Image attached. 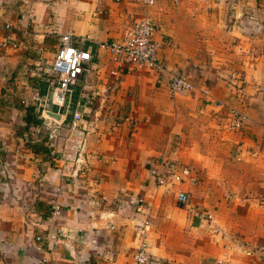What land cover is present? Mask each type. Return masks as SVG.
<instances>
[{"label": "crops", "instance_id": "1", "mask_svg": "<svg viewBox=\"0 0 264 264\" xmlns=\"http://www.w3.org/2000/svg\"><path fill=\"white\" fill-rule=\"evenodd\" d=\"M231 3L0 0V264H135L143 238L152 264H264V0ZM145 15L165 72L124 69L115 80L99 43ZM67 32L93 59L87 87L73 86L57 113L42 69ZM174 73L196 89L172 95ZM220 100L247 114L239 131ZM75 110L90 130L86 160L65 166ZM162 155L197 168L198 184L158 186L150 164ZM178 186L191 205L177 203Z\"/></svg>", "mask_w": 264, "mask_h": 264}, {"label": "built area", "instance_id": "2", "mask_svg": "<svg viewBox=\"0 0 264 264\" xmlns=\"http://www.w3.org/2000/svg\"><path fill=\"white\" fill-rule=\"evenodd\" d=\"M147 6H153L158 0H139ZM239 2L247 4V0H232V6ZM247 13L251 11L250 7ZM251 17H254L252 14ZM4 29H11L9 22H4ZM156 26L151 16L145 15L137 19L124 32L121 38L115 40H106L99 43L109 55V61L117 67L112 71L115 80L119 73L122 74L124 69L128 71H137L150 69L158 72H165L166 64L159 54L160 45L154 39ZM60 45L57 48L54 60L51 64L44 67L42 71L46 76L51 77L53 82L51 90V102L57 107V113L67 111L72 87L79 84L86 88L85 74L90 69V62L93 59V53L84 45L82 41L85 38L76 35L74 32H67L61 36ZM235 76V74H233ZM167 85L169 92L175 94H189L196 89L195 83L190 77L182 73H174L168 77ZM217 104L228 113V128L231 131H239L245 126L248 120L247 114L238 108H235L224 101H217ZM68 134L65 139L63 149H61L60 159L66 165L83 164L86 160V149L89 142V127L84 121L81 111L75 110L71 114ZM54 135L48 133V137ZM150 172L158 186L169 187L177 184H188L195 186L198 184L200 177L197 168L178 162L175 159L162 155L154 158L150 164ZM62 174L66 175L65 170ZM177 203L181 206L191 205V193L178 186L176 188ZM108 197L101 194L97 203L106 202ZM130 203L143 204V200L135 198L133 195L129 198ZM195 214L201 220H213L212 213L204 212L197 206ZM146 224L139 228L142 237L146 234ZM260 254L264 255V249H260ZM135 264H152L158 260L148 249L146 240L143 238L133 254ZM224 259L218 260L217 264L224 263ZM82 264H94L91 259L82 260Z\"/></svg>", "mask_w": 264, "mask_h": 264}, {"label": "trees", "instance_id": "3", "mask_svg": "<svg viewBox=\"0 0 264 264\" xmlns=\"http://www.w3.org/2000/svg\"><path fill=\"white\" fill-rule=\"evenodd\" d=\"M30 109H31V108H30ZM33 121H34V123H37V124H38V123H40V121H41V120H40V119H36V118H35ZM43 141H44V140H43ZM26 142H29V140H28V141H26Z\"/></svg>", "mask_w": 264, "mask_h": 264}]
</instances>
